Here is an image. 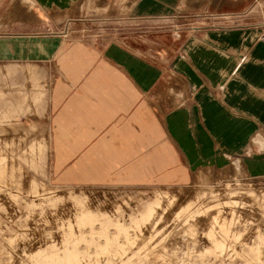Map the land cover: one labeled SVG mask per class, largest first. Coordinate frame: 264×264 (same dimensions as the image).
Masks as SVG:
<instances>
[{
  "label": "crops",
  "instance_id": "0c3cea01",
  "mask_svg": "<svg viewBox=\"0 0 264 264\" xmlns=\"http://www.w3.org/2000/svg\"><path fill=\"white\" fill-rule=\"evenodd\" d=\"M89 8L134 31L62 34ZM263 19L264 0H0V62L50 76L48 171L57 184L188 187L235 172L260 183ZM138 217H110L102 236H149Z\"/></svg>",
  "mask_w": 264,
  "mask_h": 264
},
{
  "label": "rangeland",
  "instance_id": "374dc122",
  "mask_svg": "<svg viewBox=\"0 0 264 264\" xmlns=\"http://www.w3.org/2000/svg\"><path fill=\"white\" fill-rule=\"evenodd\" d=\"M121 21L89 8L70 20L79 25L68 36L128 37L134 30ZM49 79L40 66L0 62V264H264V181L240 172L188 187L53 181ZM110 217H138L153 231L113 244L102 236Z\"/></svg>",
  "mask_w": 264,
  "mask_h": 264
},
{
  "label": "built area",
  "instance_id": "2783aa9c",
  "mask_svg": "<svg viewBox=\"0 0 264 264\" xmlns=\"http://www.w3.org/2000/svg\"><path fill=\"white\" fill-rule=\"evenodd\" d=\"M261 26H262V30H263V32H262V39L264 40V19L262 20ZM68 30H69V27H67V28L63 31L62 34H64V35H68V32H69Z\"/></svg>",
  "mask_w": 264,
  "mask_h": 264
}]
</instances>
